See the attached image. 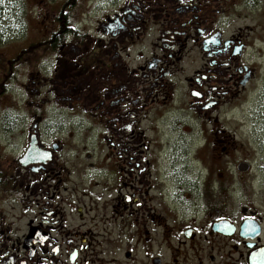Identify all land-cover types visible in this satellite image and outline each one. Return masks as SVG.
Returning <instances> with one entry per match:
<instances>
[{
	"label": "rangeland",
	"instance_id": "374dc122",
	"mask_svg": "<svg viewBox=\"0 0 264 264\" xmlns=\"http://www.w3.org/2000/svg\"><path fill=\"white\" fill-rule=\"evenodd\" d=\"M110 1L115 3L114 0H0V215L6 224L4 229L13 239L8 246L26 233L30 222L49 219L51 216L46 213L55 208L70 229L89 230L86 236L89 249L104 257L121 258L123 252L131 250L136 264L147 252L166 259L168 251L163 235L173 227L171 215L182 209L178 201L186 203L189 197L194 202L200 201L205 188L212 195L221 187L219 173L223 171L222 164L225 165V149L216 142L210 126L194 115L189 97L183 92L170 96L160 107L159 95L155 102L150 98L145 107L138 104L135 110L125 102L117 125L113 121L115 112L60 113L50 105L48 79L55 68L52 61L55 62L57 50H50L48 42H75L88 51L98 42V19L103 20L101 10L110 9ZM53 28L54 34L48 37ZM150 39L146 36L144 44L148 45ZM247 52L253 53L252 65L256 63L259 77L246 95L245 111L222 114L225 118L222 124L236 139L228 154L236 162H250L251 178L257 181L255 185L263 186L264 43ZM201 63L199 57L194 62L186 60L181 77ZM105 80L103 77L102 82ZM231 116L235 120L225 122ZM35 123L38 146L47 149L56 138L62 149L57 151V168L48 162L39 178H22L24 167L17 160L27 149ZM118 153L120 158L116 157ZM158 154L160 158L156 161ZM128 162L133 166L139 164L136 170L145 167L144 175L142 172L138 180H133L123 170L119 173L118 165ZM209 169L212 177L207 180ZM45 170H53L54 175ZM160 177L165 179V187L151 190L155 179ZM133 187L142 188L147 194L141 190L144 198L139 211L123 210L122 198L126 193L138 195ZM80 208L82 221L77 214ZM149 214L155 221L149 220ZM126 223L133 225L124 226ZM138 226L144 229L137 234ZM145 229L149 231V240L144 249L140 251L137 246L130 249L129 242ZM169 242L174 245L175 239L169 236Z\"/></svg>",
	"mask_w": 264,
	"mask_h": 264
},
{
	"label": "flooded vegetation",
	"instance_id": "af4514ba",
	"mask_svg": "<svg viewBox=\"0 0 264 264\" xmlns=\"http://www.w3.org/2000/svg\"><path fill=\"white\" fill-rule=\"evenodd\" d=\"M114 1L116 4L110 1V9L101 10L98 42L88 51L75 42L47 41L50 50H57L55 62L52 61L55 68L48 79L50 105L60 113L115 112L113 121L117 125L125 102L135 110L138 104L145 107L150 98L155 102L159 95L160 107L170 96L183 92L189 97L194 115L210 126L216 142L226 152L217 193L210 195L205 188L200 201L194 202L191 197L186 203L178 201L182 209L171 215L173 227L163 235L167 258L147 252L140 264H264V185H255L250 162H236L228 154L236 139L222 124V114L245 111L246 95L259 77L256 63L252 65L253 53L247 50L264 43V0ZM146 36L151 37L148 45L143 42ZM198 57L202 63L181 77L182 64ZM228 118L227 123L235 120L234 116ZM35 125L29 137L35 136L37 145L39 133L38 124ZM36 148L47 155L39 162L27 164H22L19 157L17 162L24 167L22 178H39L48 162L57 168V151L62 149L59 139H52L47 149L38 145ZM158 158L159 154L156 161ZM130 165H118L119 173L123 170L133 180H138L142 172L144 175L145 167L136 170L139 164ZM243 167L246 170H240ZM53 170L45 171L54 175ZM209 170L207 180L212 177ZM1 179L0 176V184ZM160 187H165L163 177L155 179L151 190L158 191ZM133 188L138 195L124 194L123 210L139 211L147 194L142 188ZM53 196L54 193L49 198ZM81 210L77 209L79 221L83 220ZM46 215L51 217L35 224L30 222L26 233L10 246L8 242L13 239L4 229L6 224L0 215V264H136L131 250L115 258L89 249L86 236L90 231L70 229L55 208ZM149 220L153 222L155 217L149 214ZM142 228L135 227L136 233ZM169 236L175 239L174 245ZM148 240L149 231L145 229L129 242L130 249L140 247L142 251Z\"/></svg>",
	"mask_w": 264,
	"mask_h": 264
},
{
	"label": "water",
	"instance_id": "95a60500",
	"mask_svg": "<svg viewBox=\"0 0 264 264\" xmlns=\"http://www.w3.org/2000/svg\"><path fill=\"white\" fill-rule=\"evenodd\" d=\"M35 143L36 141L32 138L29 143L28 149L26 150L22 160H20L22 164H27L30 162H39L40 160H43L46 157L47 153L44 151L37 150ZM240 170L244 171L246 170V167L240 168Z\"/></svg>",
	"mask_w": 264,
	"mask_h": 264
}]
</instances>
